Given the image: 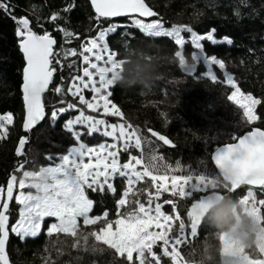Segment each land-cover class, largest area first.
Masks as SVG:
<instances>
[{"label":"trees","instance_id":"trees-1","mask_svg":"<svg viewBox=\"0 0 264 264\" xmlns=\"http://www.w3.org/2000/svg\"><path fill=\"white\" fill-rule=\"evenodd\" d=\"M5 2L9 3L12 16L28 18L34 32L39 35L47 32L56 40L54 53L62 41L76 50L79 43L93 37L97 23L102 28L115 26V31L108 33L106 44L116 60L121 62V71L109 88V100L123 113L121 119L136 130L144 151L146 142L155 143L157 149L150 154H155L154 162H161V168L166 165L164 163H169L179 175H188L191 169H202L204 173L221 179L211 161L212 152L219 146L234 143L253 128L264 130V0H145L157 13V20L166 25L185 26L184 37L190 33L202 36L212 34L216 40H231V43L202 40L203 54L215 56L224 63V71L212 65L216 81L203 76L206 72L203 65L197 66L192 73L184 71L191 61L192 48L188 43L182 48L185 62L182 65L180 57L176 56L178 47L173 39L147 35L128 19H97L87 0ZM53 15H57L56 21L51 20ZM61 29L73 35L66 37ZM16 30L17 24L11 16L0 10V116L10 114L13 118L10 124H6V134L4 130L0 132V188L4 190L12 174L18 179L31 164L36 163V168L49 165L75 144V138L65 129L69 115L63 113L52 121L51 113L72 103L67 88L71 77L80 72L79 55L61 58L60 65L52 64L56 71L48 89L42 94L46 119L30 136L26 135L22 132L24 105L21 92L25 63ZM228 75L241 93L251 94L262 101L256 106L258 119L255 122L249 123L243 110L228 99L230 88L225 82ZM57 86L63 89L61 93L54 91ZM153 131L171 140L172 148L167 149L156 141L151 135ZM234 136L237 139H233ZM22 137L27 142L23 155L19 157L18 144ZM131 151L134 152L133 149ZM20 165H23L22 170L17 173ZM115 189L113 193L108 190L85 191L93 200L91 216L96 217L106 211L108 220L115 219L122 187L116 185ZM247 190L260 194V191L246 187L234 192H227L221 187L215 192L227 193L239 200ZM204 194L179 199L178 211L185 220L186 231H190L187 229V212L195 199ZM16 208L13 202L8 212L9 225L14 222ZM96 228L81 227L92 233ZM208 231L202 222L197 236L179 248L181 254L184 255L190 245L204 238ZM57 235L61 234L49 236L43 230L37 237L20 240L9 231V262L48 264L44 255L45 245ZM91 247L95 248V245ZM99 250L104 253L96 258L99 264H131L125 256H120L107 245H102ZM50 259L52 264H64L68 260L77 264L83 258L76 254L57 258L53 254ZM160 259L167 264L163 257ZM83 264H96V260L89 257L84 259ZM215 264H221L219 255Z\"/></svg>","mask_w":264,"mask_h":264},{"label":"snow or ice","instance_id":"snow-or-ice-1","mask_svg":"<svg viewBox=\"0 0 264 264\" xmlns=\"http://www.w3.org/2000/svg\"><path fill=\"white\" fill-rule=\"evenodd\" d=\"M91 2L97 14V19L100 17L132 16L133 14L139 17L157 15L148 7L145 0H91ZM0 10L10 15L17 24L16 35L19 38V47L26 59L22 90L26 105L24 129L28 131L43 120L46 115L42 94L48 89L56 71V68L52 66V58L54 55H58L53 51L56 40L47 32L43 35L34 32L30 27L28 18L12 16L10 5L5 0H0ZM57 18V15L51 16L53 21H56ZM133 23L150 35L173 36L177 45L183 46L184 44L179 28L166 31L159 21L144 23L139 19H134ZM61 31H64L66 37L73 35L64 29H61ZM109 31H115V26ZM188 31L191 32L192 30L188 29ZM106 35V31H101L97 38L91 39L82 45L80 55L83 57V63L89 65V67L83 69L82 75L71 77L67 92L73 97L78 96L79 103L85 105L92 112H100L102 109L103 115L122 117L123 113L120 109L109 100L111 92L105 93L103 91L113 83L117 69L120 67L119 63L113 59L115 54L108 53L107 55L105 64L110 66L98 67V63L91 62V56H94L97 62L104 60L103 53L108 50L102 42ZM204 39L217 43L212 34L202 36L192 33V43L197 49L201 50V55L194 56L193 59L199 62L202 56L207 68L203 76H208L212 81H216L217 76L212 71V65H218L220 69H223L224 63L215 56H203V46L200 41ZM225 40L231 43L228 38H225ZM85 53L90 55H85ZM76 54L75 50L64 53L65 57L68 55L75 56ZM176 56L180 57V62L184 65V58L179 51L176 52ZM59 62L57 60V63ZM191 69H195V67L193 66ZM92 70H95V74L99 75L100 87H97V81ZM109 72L113 73V79L107 78ZM227 82L235 89L228 99L243 110V115L249 123L255 122L258 119L255 109L262 101L251 94L240 93V89L232 83L230 75L227 76ZM85 89L94 93L91 100L85 99L83 95ZM62 90L60 86L54 88L56 93H61ZM238 94L239 99L237 98ZM76 108L75 104L69 103L66 108L55 109L51 113V120L55 121L61 114ZM12 119L10 114L0 116V129L4 130L5 134L6 124H10ZM76 125L84 126L89 135L99 132L103 136L111 137L113 143L101 144L96 147H88L81 143L78 147L71 148L68 154L62 157L61 163L58 165L45 168L38 175L25 173L26 177L32 176L35 181L30 186L37 189V194L25 195L21 192L17 196V203L23 206L19 213V220L11 227V232L17 236H37L45 217H54L57 221L50 224L47 230L49 236L60 232L75 236L76 230L79 228L78 218L81 217L85 225L96 224L101 218L107 219L108 213L106 211L103 213V217L92 218L89 216L93 208V200L88 198L85 188L92 189L94 192L97 190L103 192L106 186L108 190L115 192L116 189L113 187L111 180L117 174L126 179L127 185L122 194L123 198L118 200V208L126 205L127 197L133 186L145 177L151 178L156 188L155 199L157 200L160 197L161 189L170 192L172 196H179L184 199L193 197L194 194L209 193L210 190L217 188V178L196 171L186 176H172L170 188L167 184H157L158 180H164L165 177L154 175L150 171L149 163L154 161L155 157H152L149 163L144 165L141 158L131 156L127 163L121 165L118 161L119 149L117 144L123 141L122 147L125 151L130 146L137 149L141 148V140L136 135V130L132 129L130 125L126 127L123 123L119 125L108 124L104 119L85 115L81 110L78 116L69 119L65 124L66 129L72 132L78 141L81 133L74 131ZM152 135L158 136V139L166 145L172 144L171 140L159 135L157 132L153 131ZM233 139H237V137L234 136ZM26 142V138H21L18 155L22 154ZM86 158L88 162H85ZM214 160L220 173L224 174L226 179H231V192L240 188L241 185L259 186L261 190H264V130L254 129L239 137L238 143L218 148ZM137 165H142V170L138 171ZM15 182L16 177L13 175L7 186L6 200L0 203V264H9L5 252V245L9 239V216L6 213H8V202L13 199ZM25 187L26 184L22 180L19 188L24 189ZM4 191L3 188H0V199H3ZM214 193L215 191H211L208 195H201L191 204L190 210L187 212L189 221L187 229H190V231H186L185 220L180 217L179 213H176L175 216L166 214L162 211L163 205L161 203H155L153 206V196L150 193L147 206L145 203L137 201L138 209L136 211L120 216L114 221L115 231L113 230V223L108 222L107 226L101 229L99 233L93 232L92 235L96 240L114 249L120 256L126 254L128 261L133 259L134 252L137 253L139 264H145L146 252L151 255L156 264H159L160 257L152 252V247L160 240L163 241L162 254L170 257L173 264H182L183 255L179 248L197 236L198 228L201 225L199 209L210 200ZM239 201L241 204L248 206L258 218L264 219L260 215V207H258V205L264 206V199L257 202L253 192L249 191ZM165 203L171 204L173 209L176 207L172 200L165 201ZM175 221H179L178 235L170 237L169 233ZM222 242L225 256L243 253V249L237 250L234 244L223 241V238ZM259 254L261 258L258 259L248 256H244L243 259L246 264H264V244L259 246Z\"/></svg>","mask_w":264,"mask_h":264},{"label":"rangeland","instance_id":"rangeland-1","mask_svg":"<svg viewBox=\"0 0 264 264\" xmlns=\"http://www.w3.org/2000/svg\"><path fill=\"white\" fill-rule=\"evenodd\" d=\"M134 19H137V18H130V19H128V22L134 25V23H133V20ZM96 21H97V19H96ZM154 21H159V20L154 19V20H151V21H142V22H144V23H151V22H154ZM159 22L163 24L164 29L166 31H171L173 28H179L181 30L180 31V36L184 39V44L188 43L191 46V48H192V54H191L190 65H186L184 67V71H186L188 73H192L195 69H191V68L193 66L195 68H197V66H199V65H203L205 67L206 71H207L206 65L204 64V62L202 60L203 59L202 56L200 57L201 61H199V62L193 59L194 56L201 55V50L200 49H197L195 47V45L192 43V33H190L188 36L184 37V35L182 34V32L185 31V30H183L184 29L183 27H185V26L173 25V24L166 25V24H164L161 21H159ZM95 26H97V27H95ZM95 26H94V29L95 30H94L93 37H91V38H89L87 40H84L81 43H79L78 48L75 50V52L77 53L76 55H79V58H80V72H79V74L77 76L82 75L83 69L86 68V67H89V65L83 63V57L80 55V53L82 52V45L85 44L87 41H89L91 39L97 38L98 35H99V33L101 31H106L107 32V35H108V33L111 32V31H109V29H111V28H105V27L102 28V27H100L101 25L99 23L95 24ZM141 31L144 32L143 30H141ZM144 33L147 34V35H150V34H148L146 32H144ZM107 35L105 36V39L102 42V44L105 45L106 47H107V44H106V37H107ZM160 36H165V35H160ZM156 37H158V36H156ZM166 37H169V38H171V39H173L175 41V38L173 36H166ZM214 40H216V39H214ZM216 41L217 42H227L225 39L224 40H216ZM210 42L212 43V41H210ZM200 43L202 45V41H200ZM177 47H178V51L182 55V48H183V46L177 45ZM71 50H74V49L72 47H70V45L66 44L65 41H62L61 42V45L59 46V49L55 52L58 55H54V57L52 58V62H53L52 64L53 65L54 64L60 65V62L57 63V60L61 61V58H65L64 53L65 52H68V51H71ZM107 50L108 51L106 53H103L104 60H101V61L97 62V61H95V57L94 56H91V62L98 63V67L110 66V65H106L105 64V61L107 60L108 53H112V52L109 51L108 47H107ZM85 55H90V54L85 53ZM68 56H72V55H68ZM203 56H205V55L203 54ZM113 59L115 61H117L116 58H115V55H114ZM117 62L119 63L120 67L117 69V72L115 74V78H114L113 82L115 80H117L119 78V76H120L121 62H119V61H117ZM217 67L219 68L218 65H217ZM92 71L94 72V78L97 81V87H100V84H99V75L98 74H95V70H92ZM221 71H224V68L221 69ZM107 78L108 79H113V73L112 72L107 73ZM85 79L87 80V78H85ZM225 82H226V84L230 88V93H229V96H230L232 94V92L235 91V89L231 86V84H229L227 82V78L225 79ZM232 83L235 84V82L233 80H232ZM112 84L107 89H104L103 91L105 93L109 92V88L112 86ZM69 95L71 96V99H72L71 102H72V104H75L77 106V108L75 110H68L67 112L64 113V114H67V116L69 115L68 120L69 119H72V118H74L76 116H78L79 115V112L82 110L85 115L93 116V117H95L97 119H104L108 124H117V125H119V124L123 123V124H125L126 127L128 126L121 119L120 116L103 115L102 114L103 113V110L102 109H101L100 112H92L91 110L87 109L85 105H82V104L79 103V97L78 96L77 97H73L71 94H69ZM83 95H84L85 99L91 100L92 99V96L94 95V93L92 91L88 90V89H85L84 92H83ZM237 98L239 99V94H238ZM236 106H238V105H236ZM249 127H250V125H249ZM65 129H66V127H65ZM1 131H2V129H0V132ZM74 131H78V132L81 133L80 139H79V141L76 140V138L74 137L73 133L70 132V134H72V136L75 138V144L73 146H71L64 155H67L71 148L78 147L79 144H81V143H83L84 145H86L88 147H96V146H99L101 144H112L113 143V140H112L111 137L103 136L99 132L92 133L91 135H89L87 129L84 126H82V125H76L75 128H74ZM122 144H123V141H121L119 144H117V148L119 149V152H118V161H119V163L121 165H123L124 163H127L129 161V159H130L131 156H136L137 158H141L143 160V164L144 165H147L149 163V160L152 157H155V160H156L155 154H150V153H152V151H155L157 149V146L155 145V143L153 141L152 142L150 141V142H146L145 143V147L144 148L146 149V151L143 150L142 145H141V148L140 149H137L135 147H131L130 146L125 151L123 149V147H122ZM132 149L134 150V152H137V153L134 154V152L131 151ZM145 152H147V153H145ZM63 156H61V157L59 156L57 159L53 160L49 165H46V166H43V167H40V168H36V166H37L36 163L31 164L27 168V170H23L20 173V175H19V177L17 179L16 194H15L14 201H13L17 205L16 214H15V217H14L15 219H14L13 224L9 225V231L10 232H11V227L14 226L15 223L19 220V213H20L21 208L23 207L22 205H20L19 203H17V196L21 192H23L25 195H28V194L36 195L37 194V189L30 186L33 183H35V181L33 180L32 176L26 177L25 176V173H31V174H34V175H38L41 172V170H43L45 168H48V167L56 166L59 163H61V159H62ZM85 162H88L87 161V158L85 159ZM160 163L161 162H157V163L154 162L155 167L154 168H150V171H152L154 175H158V176L165 177L164 180H158L156 182L157 184H167V186L170 188L171 187V177L172 176H186V175L176 174L175 171H174V169H172V165H170L169 163L168 164L167 163H164L166 165H163L162 168L159 167L160 166ZM137 170L138 171L142 170V165H137ZM193 171L203 172L202 169H199V171L191 169V172H193ZM22 180L26 184V187L24 189H20L19 188V184H20V182ZM111 183L113 184V187L114 188L116 187V185H120V187H122V194H123V192L127 188L126 179L124 177H120L118 174L111 180ZM218 189L219 188H216L214 190H210V192L211 191H216ZM86 190L93 191L92 189H88V188H85V191ZM104 190H108L106 186H105V189ZM97 191H99V190H97ZM108 191L111 192L110 190H108ZM249 191H252V190H247L244 195L246 196ZM256 191H260L259 192L260 194H258V195L255 194V193H253L254 196H255V198H256V201L258 202L260 199H264V190H261L260 189V190H256ZM99 192H101V191H99ZM155 192H156V188L153 185V182H152L151 178L150 177H145L142 181L136 183L133 186L132 190L129 192V195L127 197V203H126L125 206L118 208V203H117V212L115 214L116 215L115 216V219H113L112 221H110L108 219L101 218L100 220L97 221L96 224L85 225L83 223V218L81 217V218H78L79 227L81 228V227H87V226H95V227H97L96 230H95V232L96 233H99L101 229H103V228H105L107 226V223L108 222H112L113 223V230L115 231L116 230V225H115L114 221L116 219H118L120 216H124L126 214H131L134 211H136L138 209L137 201H139L140 203H145V205L147 206V200L149 199V194L150 193L153 196V206L155 205V203H161L163 205L162 211H164L166 214H170V215L175 216L176 213H179V215H180V212L178 211V202H179V199H181V198L179 196H172L170 192H165V191H163V189H161L160 197L157 200V199H155ZM111 193H113V192H111ZM199 194H201V193H199ZM195 195H198V194H195ZM121 198H123V195L121 196ZM168 200H172L175 203V205H176L175 209H173V207H172L171 204L165 203V201H168ZM3 201H4V194H3V199H0V203H3ZM258 207H260V215L262 217H264V206H259L258 205ZM90 213H89V216L92 217V218H95L94 216H91ZM96 217H98V216H96ZM99 217H103V214L99 215ZM180 217L182 218L181 215H180ZM56 222L57 221H56V219L54 217H45L44 220H43V222H42L41 230L38 233V235L43 230H45V233L47 234V230H48L50 224L51 223H56ZM178 231H179V221H175V223L172 225V228H171V231L169 233V236L171 237V236L178 235ZM11 233L14 236H16L17 238H19L20 240H23V239L27 238V237L17 236L13 232H11ZM37 236H35V237H37ZM29 237L34 238L32 236H28V238ZM162 246H163V241L158 240L153 245L152 252L155 253L157 256L163 257L165 260H167L168 261L167 264H173V262H172V260H171L170 257L164 256L162 254L163 253V247ZM170 250L171 249L169 248V251ZM125 258H126V254H125ZM144 259H145V264H156V262L152 259L151 255L149 253H147V252L145 253V258ZM128 262L131 263V264H139L138 254L134 252L133 253V259L131 261H128ZM159 264H163V262H162L161 259L159 261Z\"/></svg>","mask_w":264,"mask_h":264},{"label":"clouds","instance_id":"clouds-1","mask_svg":"<svg viewBox=\"0 0 264 264\" xmlns=\"http://www.w3.org/2000/svg\"><path fill=\"white\" fill-rule=\"evenodd\" d=\"M149 167H155L154 161L149 163ZM221 175L222 180H216L217 188L222 187L231 192V179H226L224 174ZM199 212L201 222L206 224L209 231L204 238L189 246L183 255L182 264H215L217 255L221 257V264H246L244 256L261 258L259 246L264 244V219L258 218L248 206L227 193L215 192ZM59 234L61 235L46 242L44 255L48 259V264H52L50 257L53 254L57 258L79 255L83 259L77 264H83L84 259L91 257L99 264L96 258L104 255L99 250L104 244L96 240L92 232L79 227L74 237L63 232ZM222 238L223 241L234 244L237 250L243 249V253L225 256ZM91 245H95V248ZM64 264L73 262L68 260L64 261Z\"/></svg>","mask_w":264,"mask_h":264},{"label":"water","instance_id":"water-1","mask_svg":"<svg viewBox=\"0 0 264 264\" xmlns=\"http://www.w3.org/2000/svg\"><path fill=\"white\" fill-rule=\"evenodd\" d=\"M88 1V3H89V5H90V7H91V10H92V12H93V14L97 17V14H96V12H95V9H94V7H93V5H92V2H91V0H87ZM146 3V2H145ZM147 4V3H146ZM149 7V6H148ZM152 11H154L151 7H149ZM155 12V11H154ZM156 13V12H155ZM130 18H137V19H140V20H142V21H151V20H154V19H157V15L156 16H150V17H139L138 15H136V14H133L132 16H118V17H100L99 19H103V20H119V19H130ZM39 35V34H38ZM18 37V36H17ZM53 38V37H52ZM56 45V44H55ZM55 45H54V48H55ZM54 48H53V51H54ZM19 49H20V52L22 53V55H23V52H22V50H21V48L19 47ZM23 58H24V63H25V65H24V68H25V66H26V59H25V57H24V55H23ZM24 68H23V70H24ZM23 77H22V86H21V92H22V96H23ZM50 85V84H49ZM49 87V86H48ZM43 102V101H42ZM23 105H24V117H23V123H22V132L24 133V134H26V135H31V132L32 131H34L45 119H46V115H45V117H44V119L43 120H41V121H39L31 130H28V131H26L25 129H24V123H25V120H26V105H25V102H24V99H23ZM254 129H257V128H253V129H251V130H249V131H247V132H245L244 134H242L240 137H242V136H244V135H246V134H248L249 132H251L252 130H254ZM258 129H260V128H258ZM261 130V129H260ZM159 134V133H158ZM151 135H152V133H151ZM159 135H161V134H159ZM164 136V135H163ZM152 137H154V139L156 140V141H158L161 145H163L164 147H166L167 149H170V148H172V144L171 145H166V144H164L163 143V141H160L159 139H158V136H153L152 135ZM22 138H24V137H22ZM167 138V137H166ZM168 139V138H167ZM21 140V139H20ZM20 142V141H19ZM235 143H238V139L234 142V143H232V144H235ZM25 145H26V143H25ZM25 145H24V147H25ZM227 145H229V144H225V145H222V146H219V147H217L213 152H212V154H211V161H212V163H213V165H214V167H215V169H216V171H217V173H218V175H219V177L221 178V180H222V175H221V173H220V171H219V169H218V167L216 166V164H215V160H214V155H215V152H216V150L218 149V148H223V147H225V146H227ZM18 149H19V144H18ZM23 150H24V148H23ZM23 150H22V154H20L19 155V157H21L22 155H23ZM22 166L23 165H20L17 169H16V172L17 173H20L21 172V170H22ZM14 174H12L11 176H10V178H9V181H8V184H9V182H10V180H11V177L13 176ZM8 184H7V186H8ZM7 186H6V188H5V191H4V201L6 200V191H7ZM16 187H17V179H16V182H15V185H14V188H13V199H12V201H10V202H8V212L10 211V208H11V205H12V203H13V201H14V197H15V194H16ZM241 187H246V188H249V189H253V190H259V189H261L259 186H251V185H241L240 186V188ZM240 188H238V189H240ZM238 189H236L235 191H237ZM219 193V192H218ZM208 194H210V193H206V194H204V195H208ZM221 194V193H220ZM3 201V202H4ZM7 215H8V213H6ZM9 216V215H8ZM201 224H202V222H201ZM201 226V225H200ZM200 226H199V228H200ZM199 228H198V230H199ZM8 243V242H7ZM7 243H6V245H5V252H6V254H7ZM7 258H8V254H7ZM8 262H9V258H8ZM9 264H11L10 262H9Z\"/></svg>","mask_w":264,"mask_h":264}]
</instances>
